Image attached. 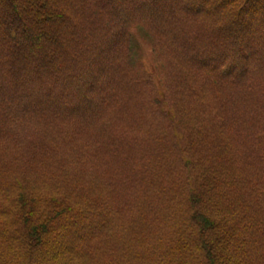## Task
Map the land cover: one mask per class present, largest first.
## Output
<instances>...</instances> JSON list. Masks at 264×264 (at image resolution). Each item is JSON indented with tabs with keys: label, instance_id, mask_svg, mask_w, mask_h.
Segmentation results:
<instances>
[{
	"label": "trees",
	"instance_id": "1",
	"mask_svg": "<svg viewBox=\"0 0 264 264\" xmlns=\"http://www.w3.org/2000/svg\"><path fill=\"white\" fill-rule=\"evenodd\" d=\"M0 264H264V0H0Z\"/></svg>",
	"mask_w": 264,
	"mask_h": 264
},
{
	"label": "rangeland",
	"instance_id": "2",
	"mask_svg": "<svg viewBox=\"0 0 264 264\" xmlns=\"http://www.w3.org/2000/svg\"><path fill=\"white\" fill-rule=\"evenodd\" d=\"M135 41L137 44H139V46H141V49L145 51L148 45L141 33H136Z\"/></svg>",
	"mask_w": 264,
	"mask_h": 264
}]
</instances>
